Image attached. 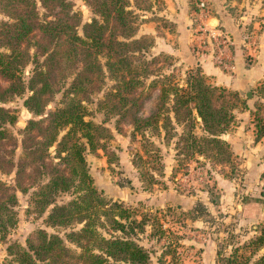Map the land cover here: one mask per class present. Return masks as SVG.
<instances>
[{
	"label": "trees",
	"instance_id": "obj_1",
	"mask_svg": "<svg viewBox=\"0 0 264 264\" xmlns=\"http://www.w3.org/2000/svg\"><path fill=\"white\" fill-rule=\"evenodd\" d=\"M128 2L91 0L95 15L81 24L79 33L80 14L69 0H0V12L7 16L0 19V77L10 83L0 97L4 92L28 89L24 105L39 115L55 87L63 88L60 106L45 117L29 119L23 129L15 188L25 192L34 186L38 212L51 206L46 223L70 227L63 236L40 228L26 246L10 242L8 264H150L148 250L133 237L137 228L142 230L147 224V214L138 219L122 203L107 200L94 186L84 156L86 151L106 150V141L113 137L105 121L85 118L91 95L102 90L106 79L113 82L98 101V110L107 118L116 117L117 131H121L120 122L128 119L131 139L139 142L132 163L151 183L162 170L160 149L151 137L161 136L167 142L177 127L182 131L179 148L187 156L216 148L219 158H230L229 143L220 136L234 118L233 105L221 103L225 88L208 83L199 67L187 72L180 83L174 73L164 71L167 64L172 65L170 55L147 58L153 39L136 37L135 16L127 9ZM28 63L33 67L27 84L16 82L17 73ZM153 90L157 91L153 109L142 117L144 99ZM262 111L264 104L259 103L253 112L258 120L256 140L264 135ZM15 120V114L0 107V145L14 138L1 124ZM196 125L204 134L194 133ZM12 154V150L9 158L0 154V169L14 166ZM15 188L0 181L2 239L17 222ZM63 192L72 198L56 203L55 197ZM257 229L254 238L235 247L228 257L221 256L220 246L215 264H264V252L250 263L251 255L237 254L240 249L254 253L264 248V223Z\"/></svg>",
	"mask_w": 264,
	"mask_h": 264
},
{
	"label": "rangeland",
	"instance_id": "obj_2",
	"mask_svg": "<svg viewBox=\"0 0 264 264\" xmlns=\"http://www.w3.org/2000/svg\"><path fill=\"white\" fill-rule=\"evenodd\" d=\"M69 1L80 14L78 32L81 33V24L91 21L95 15L91 0ZM200 1L204 2L203 13L209 19L206 22L214 25L216 21L232 40L222 58L211 57L215 65L221 68L222 77L231 76L232 81L216 83L211 76L204 74L208 83L225 88L226 96L221 103L233 105L234 118L220 135L229 143L228 160L224 156L219 158L216 148L187 156L179 148L182 131L177 127L176 134L167 142L161 136L151 137L160 149L162 162V170L155 175L156 182L151 183L147 177L140 175L132 163L139 142L131 139L132 126L128 119L120 122L121 131H117L116 117L107 118L104 111L98 110V101L113 81L106 79L102 90L95 91L87 103L89 114L85 118L95 123L105 121L103 124L113 134L106 141V150L84 153L88 172L94 186L107 200L122 203L133 210L138 219L142 214H147V224L142 230L137 228V234L133 237L148 250L150 264H215L220 246L223 248L221 256L228 257L235 247L240 248L254 238L258 233L257 228L264 223V135L256 140L255 124L258 120L254 119L253 114L257 104H264V0H129L127 9L135 16L136 37L153 39L146 57L170 55L172 65L166 63L164 71L174 73L177 80L183 83L186 73L197 67L186 68L179 57L161 48L164 42H172L177 47V25L185 26L187 23L193 29L191 44L194 45L196 40L193 33L195 24L199 22L197 4ZM37 5L40 13H43L38 2ZM0 19L6 20L7 16L0 12ZM234 50H240V57H235ZM205 53L211 54L209 50ZM236 61L240 65L238 70L234 68ZM32 67L31 63L22 67L17 73L19 79L16 82L22 81L26 85ZM9 84L0 77V91ZM62 89L55 87L54 93L48 96L44 112L39 115L24 105L28 89L4 92L0 97V107L16 116L14 123L1 124V129L14 138L2 140L0 154L9 158L11 150L14 151V166L6 165L0 169V181L15 188L16 163L23 156V129L29 119L45 117L60 106ZM156 95L157 91L153 90L144 99L140 116L150 114ZM260 117L264 118V114ZM193 131L196 135L204 134L199 125ZM53 149L50 148L51 154ZM189 151L192 152V149ZM40 180H46V176ZM23 184L27 185L26 179H23ZM34 189L33 186L22 192L15 188L17 222L9 228L5 238H0V264H8L12 258L6 250L10 242L26 246L27 239L40 228L61 236L70 228L52 227L46 223L51 206L38 212L32 196ZM71 198L69 193H59L55 202L63 203ZM262 252L264 248L254 253L247 248L240 249L237 254L251 255L250 263Z\"/></svg>",
	"mask_w": 264,
	"mask_h": 264
},
{
	"label": "crops",
	"instance_id": "obj_3",
	"mask_svg": "<svg viewBox=\"0 0 264 264\" xmlns=\"http://www.w3.org/2000/svg\"><path fill=\"white\" fill-rule=\"evenodd\" d=\"M177 42L178 46L173 45L172 42L170 43H163V50L166 53L172 54L173 56H177L180 58V61L185 63L186 68L190 67L193 68L199 67L203 74L211 76L216 83H224L222 81H232V77H222L223 75L220 74L221 68L213 62L210 56L203 54L202 52H198L195 50L191 44V37H192V26L187 23L185 26L177 25ZM240 50H234L235 57L240 55ZM240 57V56H239ZM237 62V61H236ZM237 70L240 68L239 62L234 66Z\"/></svg>",
	"mask_w": 264,
	"mask_h": 264
},
{
	"label": "built area",
	"instance_id": "obj_4",
	"mask_svg": "<svg viewBox=\"0 0 264 264\" xmlns=\"http://www.w3.org/2000/svg\"><path fill=\"white\" fill-rule=\"evenodd\" d=\"M204 2L200 1L197 4V11H199V22L195 24L194 37L195 43L193 45L194 49L198 52H202L210 57H216L218 59L222 58L225 49H228L232 44V40L228 33L218 26L215 21L214 25L210 22L207 23L206 15L203 13ZM200 40V42H197ZM214 47V49H213ZM209 50L210 53H205Z\"/></svg>",
	"mask_w": 264,
	"mask_h": 264
}]
</instances>
